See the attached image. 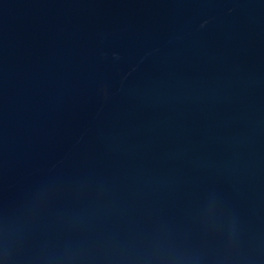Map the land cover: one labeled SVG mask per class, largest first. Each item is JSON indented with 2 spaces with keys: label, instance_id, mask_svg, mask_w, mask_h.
<instances>
[{
  "label": "water",
  "instance_id": "obj_1",
  "mask_svg": "<svg viewBox=\"0 0 264 264\" xmlns=\"http://www.w3.org/2000/svg\"><path fill=\"white\" fill-rule=\"evenodd\" d=\"M0 264H264V0H0Z\"/></svg>",
  "mask_w": 264,
  "mask_h": 264
}]
</instances>
